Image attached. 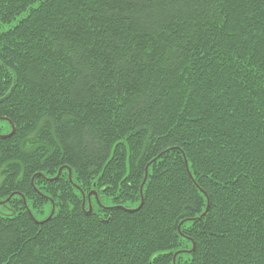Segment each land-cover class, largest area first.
<instances>
[{"label":"trees","instance_id":"1","mask_svg":"<svg viewBox=\"0 0 264 264\" xmlns=\"http://www.w3.org/2000/svg\"><path fill=\"white\" fill-rule=\"evenodd\" d=\"M12 127L0 264H264V0H0Z\"/></svg>","mask_w":264,"mask_h":264},{"label":"water","instance_id":"2","mask_svg":"<svg viewBox=\"0 0 264 264\" xmlns=\"http://www.w3.org/2000/svg\"><path fill=\"white\" fill-rule=\"evenodd\" d=\"M14 133V128L12 127V131H11V133L9 134V135H7V136H3V137H1L0 136V139H4V138H7V137H10L12 134ZM184 163L186 164V162L184 161ZM61 173V169L59 170V172H58V175ZM146 177V176H145ZM144 181H145V179H144ZM89 198V197H88ZM88 214L89 213H91V208L89 207V210H88V212H87ZM206 213V212H205Z\"/></svg>","mask_w":264,"mask_h":264}]
</instances>
